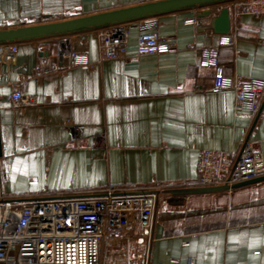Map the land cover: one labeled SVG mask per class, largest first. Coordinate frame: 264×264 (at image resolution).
<instances>
[{"label": "crops", "instance_id": "crops-1", "mask_svg": "<svg viewBox=\"0 0 264 264\" xmlns=\"http://www.w3.org/2000/svg\"><path fill=\"white\" fill-rule=\"evenodd\" d=\"M152 1L0 0V29ZM207 9L205 17L197 16L202 9L153 17L156 29L151 18L130 23L121 59H102L96 30L20 42L14 61L0 67L4 195L163 187L148 247L128 238L106 248L101 264H264V181L214 193L164 192L195 184L203 149L235 157L248 138L264 163V91L254 115H237L234 93L215 88L214 67L206 62L213 49L226 76L264 80V14L237 16L232 2ZM144 30L173 41L178 51L138 55ZM222 37L230 42L220 45ZM74 47L90 65L52 71L59 51ZM13 84L36 102L12 103Z\"/></svg>", "mask_w": 264, "mask_h": 264}, {"label": "built area", "instance_id": "built-area-1", "mask_svg": "<svg viewBox=\"0 0 264 264\" xmlns=\"http://www.w3.org/2000/svg\"><path fill=\"white\" fill-rule=\"evenodd\" d=\"M232 4L237 16L264 14V0H235ZM192 23V19L186 21V24ZM129 25L119 24L100 30L102 59L125 57ZM149 26L156 29L159 22L151 18ZM229 42L228 37H222L219 44ZM17 48L18 43L0 44V67L14 61ZM177 51L173 41L162 39L155 32L144 30L137 37L138 55ZM207 55L206 62L214 67L215 88L234 93L237 115H254L258 110L259 95L264 91V80L226 76L216 50H208ZM58 57L59 63L52 66V71L64 72L90 65L75 47ZM8 99L15 105L36 102L34 96L23 94L16 84L11 86ZM261 176H264L262 157L247 138L235 157L224 151L201 150L195 184L179 186L229 187ZM162 188L121 190L107 186L80 195L22 197L4 195L0 188V264H101L106 248L117 247L128 238L148 247Z\"/></svg>", "mask_w": 264, "mask_h": 264}, {"label": "water", "instance_id": "water-1", "mask_svg": "<svg viewBox=\"0 0 264 264\" xmlns=\"http://www.w3.org/2000/svg\"><path fill=\"white\" fill-rule=\"evenodd\" d=\"M232 1L235 0H157L61 21L0 29V44L48 40L51 38L101 30L119 24L133 23L186 10L202 9L197 16L205 17L210 14V10L207 8ZM226 18L227 12L223 10L220 19L225 23ZM63 52L64 51L60 50L59 54ZM259 181H264V176L234 184L229 187H182L168 189L164 192L171 195L214 193L235 189Z\"/></svg>", "mask_w": 264, "mask_h": 264}]
</instances>
